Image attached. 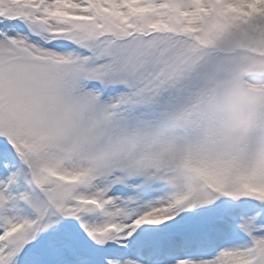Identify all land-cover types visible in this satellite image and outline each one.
<instances>
[{"label": "snow or ice", "instance_id": "6c2138e0", "mask_svg": "<svg viewBox=\"0 0 264 264\" xmlns=\"http://www.w3.org/2000/svg\"><path fill=\"white\" fill-rule=\"evenodd\" d=\"M0 264H264V0H0Z\"/></svg>", "mask_w": 264, "mask_h": 264}]
</instances>
